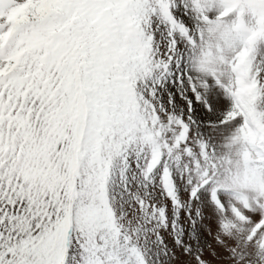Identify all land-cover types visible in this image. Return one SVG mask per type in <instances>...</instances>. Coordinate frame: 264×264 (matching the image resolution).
<instances>
[{
	"label": "snow or ice",
	"instance_id": "6c2138e0",
	"mask_svg": "<svg viewBox=\"0 0 264 264\" xmlns=\"http://www.w3.org/2000/svg\"><path fill=\"white\" fill-rule=\"evenodd\" d=\"M0 264H264V0H0Z\"/></svg>",
	"mask_w": 264,
	"mask_h": 264
}]
</instances>
